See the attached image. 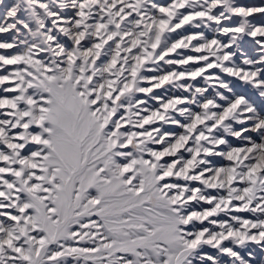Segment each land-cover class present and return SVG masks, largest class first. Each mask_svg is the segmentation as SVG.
<instances>
[{
  "label": "snow or ice",
  "instance_id": "obj_1",
  "mask_svg": "<svg viewBox=\"0 0 264 264\" xmlns=\"http://www.w3.org/2000/svg\"><path fill=\"white\" fill-rule=\"evenodd\" d=\"M0 264H264V0H0Z\"/></svg>",
  "mask_w": 264,
  "mask_h": 264
},
{
  "label": "rangeland",
  "instance_id": "obj_2",
  "mask_svg": "<svg viewBox=\"0 0 264 264\" xmlns=\"http://www.w3.org/2000/svg\"><path fill=\"white\" fill-rule=\"evenodd\" d=\"M246 2H254V0H246Z\"/></svg>",
  "mask_w": 264,
  "mask_h": 264
}]
</instances>
